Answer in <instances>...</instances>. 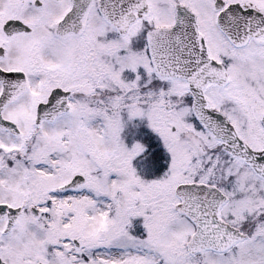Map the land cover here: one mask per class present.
Segmentation results:
<instances>
[{
	"label": "snow or ice",
	"instance_id": "snow-or-ice-1",
	"mask_svg": "<svg viewBox=\"0 0 264 264\" xmlns=\"http://www.w3.org/2000/svg\"><path fill=\"white\" fill-rule=\"evenodd\" d=\"M0 264H264V0H0Z\"/></svg>",
	"mask_w": 264,
	"mask_h": 264
}]
</instances>
